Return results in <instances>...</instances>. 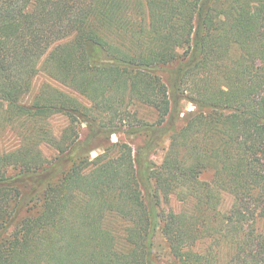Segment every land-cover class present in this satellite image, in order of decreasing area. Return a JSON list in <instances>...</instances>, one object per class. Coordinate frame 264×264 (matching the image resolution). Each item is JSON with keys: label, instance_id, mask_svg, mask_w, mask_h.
Masks as SVG:
<instances>
[{"label": "trees", "instance_id": "obj_1", "mask_svg": "<svg viewBox=\"0 0 264 264\" xmlns=\"http://www.w3.org/2000/svg\"><path fill=\"white\" fill-rule=\"evenodd\" d=\"M10 132L0 264H264V0H0Z\"/></svg>", "mask_w": 264, "mask_h": 264}, {"label": "rangeland", "instance_id": "obj_2", "mask_svg": "<svg viewBox=\"0 0 264 264\" xmlns=\"http://www.w3.org/2000/svg\"><path fill=\"white\" fill-rule=\"evenodd\" d=\"M47 60H48V55L43 57V60L39 63L38 76L34 79L31 91L27 97V101H30L31 98L34 97V95L36 94L41 83L49 81V79L47 77H45V74H44V67H45ZM184 107L187 108V110L191 109V105H189V104H185ZM142 113L147 115L149 117V119H153V116L151 114H148V112H142ZM49 123L51 124L52 129L56 133L61 131L66 126V120H65V118H63L61 116L52 117L49 120ZM15 137L16 136L14 134H12V132H10L6 137H0V149L8 150L9 148H11V146L15 144ZM117 139H119V137H116L114 135L111 137L112 142H116ZM165 147H166V144H165ZM42 152L45 155L51 154L50 150L48 148L43 147V146H42ZM95 156H96L95 153L91 154V158H94ZM162 156H163L162 151L158 150L156 152L155 156L153 157V159H154V161L160 163ZM209 179H210L209 173L204 174L202 176V180H209ZM220 197H221L220 210H221V212H225L228 210V208L230 207V205L232 203V197L229 194H227L226 192L221 193ZM170 205L173 208H178V206H179V204H177V202L174 198H171ZM108 222L118 223L117 221L114 222V221H110V220H108ZM261 225L264 227V222L261 223ZM153 255H154L155 259L162 264H173L172 257L169 254V250H168L166 243H165L162 235L160 234V232H157L155 239H154Z\"/></svg>", "mask_w": 264, "mask_h": 264}]
</instances>
